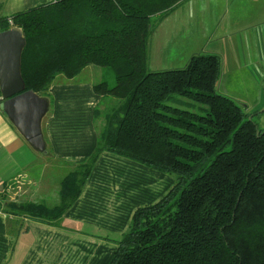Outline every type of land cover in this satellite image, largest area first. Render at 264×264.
Returning a JSON list of instances; mask_svg holds the SVG:
<instances>
[{
  "label": "trees",
  "instance_id": "16d2710c",
  "mask_svg": "<svg viewBox=\"0 0 264 264\" xmlns=\"http://www.w3.org/2000/svg\"><path fill=\"white\" fill-rule=\"evenodd\" d=\"M180 1L50 0L0 19V32L23 31L25 90L47 98L59 76L73 80L87 67L100 68L93 85L100 96L96 147L61 179L59 202L3 197L0 210L56 225L100 154L111 152L176 182L134 211L108 264H264V130L217 91V55L147 71L153 17L166 16ZM195 106L200 112L190 110Z\"/></svg>",
  "mask_w": 264,
  "mask_h": 264
},
{
  "label": "crops",
  "instance_id": "0c3cea01",
  "mask_svg": "<svg viewBox=\"0 0 264 264\" xmlns=\"http://www.w3.org/2000/svg\"><path fill=\"white\" fill-rule=\"evenodd\" d=\"M49 1L0 0V19ZM153 18L157 22L147 64L159 69L152 71L177 67L175 62L185 67L194 55L214 54L221 63L217 91L240 103L250 100L246 107L259 105L264 88V0H182L166 16ZM93 85L59 83L49 88L52 109L41 125L45 153L32 149L0 110V199L12 194L10 201L48 205L51 192L58 196L66 174L59 172L54 180L48 170L72 169L87 161L97 143L93 112L100 96ZM173 181L166 173L103 152L80 196L56 225L0 210V264H108L134 211L161 199ZM23 182L35 191L21 197L17 186L26 185Z\"/></svg>",
  "mask_w": 264,
  "mask_h": 264
},
{
  "label": "water",
  "instance_id": "95a60500",
  "mask_svg": "<svg viewBox=\"0 0 264 264\" xmlns=\"http://www.w3.org/2000/svg\"><path fill=\"white\" fill-rule=\"evenodd\" d=\"M25 45L20 28L0 32V110L32 149L45 153L41 125L49 110V100L33 90H25L20 72Z\"/></svg>",
  "mask_w": 264,
  "mask_h": 264
},
{
  "label": "rangeland",
  "instance_id": "374dc122",
  "mask_svg": "<svg viewBox=\"0 0 264 264\" xmlns=\"http://www.w3.org/2000/svg\"><path fill=\"white\" fill-rule=\"evenodd\" d=\"M194 1V0H193ZM183 8H185V6H183ZM161 44V42H160ZM160 44H158L157 46H160ZM154 45L156 46V44L154 43ZM206 45V44H205ZM204 45V46H205ZM225 54H227L229 51L228 50H223L221 51ZM148 56L150 57L151 59V53L148 54ZM175 65L174 66H177V67H172V68H167V69H162L160 71H165V70H172V69H181L183 68V64H179L177 62L174 63ZM88 69L90 70H86L85 72H83L79 77H76L75 79L73 80H67L65 77L63 76H59L58 78H56V80L51 84L50 87H52L53 85H58L59 83H65L67 85H72V84H95V83H98L100 81V68L98 67H95V66H90ZM154 69H159V67H154L152 65L147 64V71L149 72H154L152 70ZM92 71L95 73V76H96V79L93 81L92 79ZM105 77L106 79L108 80V82L110 83V85L113 84L114 82V78L112 77V74L109 73V74H105ZM236 92V91H235ZM240 92V91H239ZM49 93H51L50 89H49ZM260 96H259V100L257 102H259V105L257 104H251V105H248L249 107H246V104H248V102L250 100H246L242 103H237L240 104L239 106L242 108V110L245 112L246 110V113H248V118L247 120L251 119L253 122H256V124L258 125L259 128L263 129L264 130V88L263 90H260ZM252 94V92H251ZM47 99H49V101H51V96L49 94V96L47 97ZM185 100V99H184ZM184 108H187V107H184ZM52 109V102L50 103V110L51 111ZM190 110L194 111V112H200V110L198 109V106H195V107H191ZM97 132V131H96ZM71 170V168H66L64 167L61 171H58V169H49L48 172H49V177L53 178L54 180H57V178H59L61 175H59V172H61V174L63 173H67ZM167 176L171 177L174 181H173V185L175 184L176 182V179H175V176L173 175H169V174H166ZM25 183V182H23ZM26 184V183H25ZM15 187L17 186L16 184L14 185ZM20 188L22 189V193H21V197L22 195L24 194H27V195H30V192L31 191H35V187H32L30 185V183L28 182V184L26 185H23L21 184V186H17V189L20 190ZM47 190H50V189H47ZM11 192V189L9 190V193ZM12 193V192H11ZM52 196L48 199L49 203H48V206H54L56 205L59 201H58V196H54V192H51ZM8 197L11 198L12 194L10 195H7ZM31 196H34V197H37L36 194H33ZM17 198V196H16ZM8 200H10L8 198ZM15 201V200H14ZM34 202H37V203H42V202H39L38 200H35Z\"/></svg>",
  "mask_w": 264,
  "mask_h": 264
}]
</instances>
